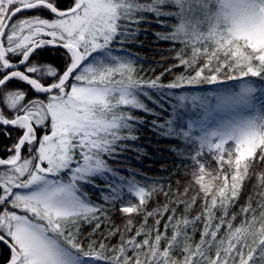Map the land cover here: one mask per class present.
Segmentation results:
<instances>
[{
  "label": "snow or ice",
  "instance_id": "1",
  "mask_svg": "<svg viewBox=\"0 0 264 264\" xmlns=\"http://www.w3.org/2000/svg\"><path fill=\"white\" fill-rule=\"evenodd\" d=\"M61 2L0 0V135L19 133L6 148L9 155L0 158L6 264H264V0H243L251 11L215 45L189 42L192 9L184 5L190 0H68L64 8ZM145 14L171 28L155 33L160 41L183 45L175 49L178 64L154 78L140 75L124 47L136 42L139 25L149 19ZM172 17L176 22L160 19ZM117 47L128 54H116ZM45 54H52L53 62H45ZM178 66L184 71L173 74ZM165 73L174 79L163 82ZM13 81L27 88L10 89ZM203 86L216 87L185 90ZM30 92L35 97L29 99ZM145 99L165 111L167 103L170 118L161 122L163 112ZM134 110L155 117L150 125L159 136L196 146L194 154L185 151L195 165L199 192L191 201L177 198L184 214L177 217L172 208L164 231L159 225L167 204L147 212L132 236L125 235L132 231L131 219L123 232H99L110 221L106 204L120 202L123 214H139L147 198L162 191L155 184L141 186L135 175H121L109 164L139 139L137 125L146 121ZM205 150L214 156L215 170L202 162ZM253 177V195L239 212L232 211ZM86 185L98 188L104 203L93 201ZM126 192L138 204L125 199ZM197 198L201 211L189 217ZM158 213L160 219L148 226L147 218ZM238 216L243 220L237 225ZM85 225H93L91 232Z\"/></svg>",
  "mask_w": 264,
  "mask_h": 264
},
{
  "label": "trees",
  "instance_id": "2",
  "mask_svg": "<svg viewBox=\"0 0 264 264\" xmlns=\"http://www.w3.org/2000/svg\"><path fill=\"white\" fill-rule=\"evenodd\" d=\"M68 0H62L61 7L64 8ZM143 2V0H141ZM169 10H175L174 6H166ZM36 14L34 12L28 13V15ZM46 18H51L47 12L42 13ZM148 16V20L139 25L141 32L137 35L136 42L132 44H127L124 47L132 53V57L137 60V67L142 69L140 75L145 77L154 78L161 72H164L166 68L173 64H178V61L174 59L175 49L183 47L179 42H167L160 41L158 37L155 36L156 32L165 33L171 31L170 27L162 26L156 23L157 18L154 14H145ZM15 19V18H14ZM163 20L176 22L175 18H160ZM119 51L123 49L117 47ZM126 52V51H125ZM128 53V52H127ZM45 62H53L52 54H45L42 56ZM56 66L62 65V60L57 59L55 61ZM154 69V71H153ZM183 66H178L173 68V74H179L183 72ZM165 73L161 78L163 82L167 83L174 79V75ZM258 81V78H253ZM231 83V82H229ZM27 88L26 85L13 81L10 84V89L16 88ZM216 86H203L201 88H189L185 90L189 91H213ZM177 92L182 90H176ZM154 97L157 95L151 93ZM35 93H29V99L35 97ZM40 98H43L42 96ZM143 98V97H142ZM149 107L154 108L156 111L163 112L160 117V121L163 122L165 117L171 116V107L165 103V110L160 109L157 105L152 104L150 101L145 99ZM0 106L4 107L2 100H0ZM8 114V113H6ZM134 114L145 119V124L137 125L138 131L137 135L139 139L134 142H129L132 148L123 153L117 160H109V164L118 171L121 175L126 177H131L135 175L137 181L141 186H147L155 184L158 189L162 191L155 192L150 198H147L146 204L142 207V211L137 214H123L120 211L121 204L117 202L115 206L105 205L110 209L109 217L110 221L101 225L99 232H106L109 228H119L121 232L125 230V225L129 219L132 220V231L126 232V236H132L135 231L144 222L147 212L155 211L156 209H162L166 204L169 205V211L163 214V218L160 219V214L158 213L154 217L147 218V225L153 226L156 219H160L159 229L164 231V224L168 222V216L172 215L171 209L176 208V216L179 217L184 214V204L177 205V198L183 199L185 201H191L194 196L199 192V186L194 183V170L195 165L188 156V152L185 149H190L192 154L196 149L195 145H187L186 142L182 141L177 137H162L157 134L156 131L152 130L150 121L155 119L151 114H145L140 110H134ZM185 117L184 127L186 128ZM19 133H14L12 138L0 135V157L6 158L9 153L6 152V148L10 147L15 141V136ZM143 148L144 153H137L134 148ZM173 149L180 150L179 152H174ZM24 155L26 152L24 151ZM139 156V159H137ZM202 162H205L206 169L215 170L217 168L214 156L205 153L201 156ZM135 170L130 172L128 169ZM260 169H264V163H261ZM259 170V169H258ZM215 174V172H213ZM94 183L100 187H104V183L100 179L94 180ZM256 183L255 177L253 179L245 182L244 188L240 194L239 200L233 207L232 211L239 212L241 206L246 205L248 197L253 195V184ZM86 190L88 191L91 199L98 203H104L100 198L99 189L93 188L91 185H86ZM185 189L187 193L185 194ZM167 192L168 195L165 196L164 193ZM202 195V194H201ZM129 197L132 198L135 204H138V198L133 197L131 194L125 193V199ZM256 200L253 199V205L255 206ZM202 199L197 198L195 205L192 207L191 212L188 213L189 217H194L197 213L201 211ZM243 220L242 216H238L237 225ZM93 225H85L83 230L91 232ZM197 229H202L203 224L198 222L196 225ZM99 232L97 233V238H99ZM192 232V229H189ZM169 235H171V229H169ZM201 232L197 230L195 232V241H199ZM120 239V233L118 232L115 236L111 238V244L115 245ZM137 239H142L138 237Z\"/></svg>",
  "mask_w": 264,
  "mask_h": 264
},
{
  "label": "clouds",
  "instance_id": "3",
  "mask_svg": "<svg viewBox=\"0 0 264 264\" xmlns=\"http://www.w3.org/2000/svg\"><path fill=\"white\" fill-rule=\"evenodd\" d=\"M184 6L192 9L188 18L192 23L188 39L192 44L203 41L219 44L220 39L231 35L251 11V5L243 0H190Z\"/></svg>",
  "mask_w": 264,
  "mask_h": 264
},
{
  "label": "flooded vegetation",
  "instance_id": "4",
  "mask_svg": "<svg viewBox=\"0 0 264 264\" xmlns=\"http://www.w3.org/2000/svg\"><path fill=\"white\" fill-rule=\"evenodd\" d=\"M41 134L38 133V136L41 135ZM22 155H24V150H23V154ZM0 210H2V207H0ZM0 250H2V251H0V264H6L7 260L10 257L9 249L6 246L0 244Z\"/></svg>",
  "mask_w": 264,
  "mask_h": 264
},
{
  "label": "rangeland",
  "instance_id": "5",
  "mask_svg": "<svg viewBox=\"0 0 264 264\" xmlns=\"http://www.w3.org/2000/svg\"><path fill=\"white\" fill-rule=\"evenodd\" d=\"M116 54H120V55H127L128 53H127V52H125L124 50H122V51H119V50L117 49V50H116ZM132 58H133V57H132ZM133 59H134V58H133ZM0 107H1V106H0ZM38 133H40V134H41V132H40V131H38ZM22 154H23V153H22ZM128 199H130V200L132 201V203H134L131 197H129Z\"/></svg>",
  "mask_w": 264,
  "mask_h": 264
},
{
  "label": "water",
  "instance_id": "6",
  "mask_svg": "<svg viewBox=\"0 0 264 264\" xmlns=\"http://www.w3.org/2000/svg\"><path fill=\"white\" fill-rule=\"evenodd\" d=\"M22 153H23V150H22ZM1 158V157H0Z\"/></svg>",
  "mask_w": 264,
  "mask_h": 264
}]
</instances>
